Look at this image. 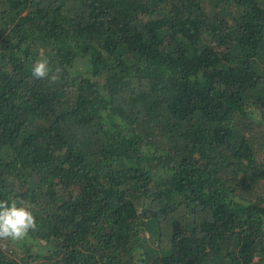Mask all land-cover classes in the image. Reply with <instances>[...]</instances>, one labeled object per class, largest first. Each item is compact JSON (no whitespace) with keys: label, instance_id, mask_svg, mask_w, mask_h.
Returning a JSON list of instances; mask_svg holds the SVG:
<instances>
[{"label":"trees","instance_id":"obj_1","mask_svg":"<svg viewBox=\"0 0 264 264\" xmlns=\"http://www.w3.org/2000/svg\"><path fill=\"white\" fill-rule=\"evenodd\" d=\"M10 196L0 264H264V0H0Z\"/></svg>","mask_w":264,"mask_h":264},{"label":"clouds","instance_id":"obj_2","mask_svg":"<svg viewBox=\"0 0 264 264\" xmlns=\"http://www.w3.org/2000/svg\"><path fill=\"white\" fill-rule=\"evenodd\" d=\"M59 73V68L52 70L45 55L35 60L32 66L34 78L48 80L52 84L58 81ZM37 229V218L30 205L13 196L7 200H0V241H20Z\"/></svg>","mask_w":264,"mask_h":264}]
</instances>
